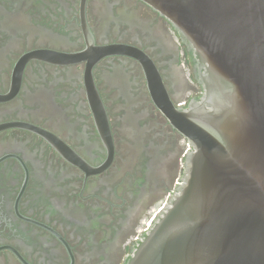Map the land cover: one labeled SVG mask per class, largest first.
Masks as SVG:
<instances>
[{
    "label": "flooded vegetation",
    "instance_id": "af4514ba",
    "mask_svg": "<svg viewBox=\"0 0 264 264\" xmlns=\"http://www.w3.org/2000/svg\"><path fill=\"white\" fill-rule=\"evenodd\" d=\"M85 28L96 47L146 53L174 105L204 93L191 50L142 0H0V264H124L184 177L192 146L137 58L92 67L111 142L89 98L88 60L24 59L88 50Z\"/></svg>",
    "mask_w": 264,
    "mask_h": 264
},
{
    "label": "water",
    "instance_id": "95a60500",
    "mask_svg": "<svg viewBox=\"0 0 264 264\" xmlns=\"http://www.w3.org/2000/svg\"><path fill=\"white\" fill-rule=\"evenodd\" d=\"M167 18L191 50L204 93L174 105L152 59L126 44L24 59L88 60L87 88L98 127L111 142L92 67L125 54L146 71L152 98L192 146L168 204L124 264H264V0H142ZM86 27V26H85Z\"/></svg>",
    "mask_w": 264,
    "mask_h": 264
}]
</instances>
